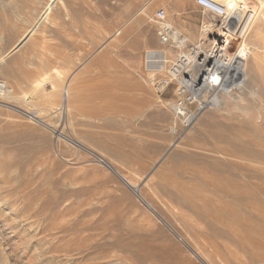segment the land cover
Wrapping results in <instances>:
<instances>
[{"label": "rangeland", "instance_id": "374dc122", "mask_svg": "<svg viewBox=\"0 0 264 264\" xmlns=\"http://www.w3.org/2000/svg\"><path fill=\"white\" fill-rule=\"evenodd\" d=\"M49 1L0 0L13 94L0 100V264H264V131L239 126L264 94L252 62H264V6L245 0L257 20L230 31L228 52L251 51L225 113L181 130L176 85H158L165 70L149 74L145 54L173 61L211 41L201 24L217 34L218 17L195 0H60L15 48ZM158 9L187 38L180 50L159 43Z\"/></svg>", "mask_w": 264, "mask_h": 264}, {"label": "built area", "instance_id": "2783aa9c", "mask_svg": "<svg viewBox=\"0 0 264 264\" xmlns=\"http://www.w3.org/2000/svg\"><path fill=\"white\" fill-rule=\"evenodd\" d=\"M195 3L201 7L205 12L211 13L220 19L217 34L220 38H213V41H205L203 39L189 47L186 52V56L179 55L169 62L165 69L166 78L160 81L158 85L164 87L171 83H175V103L174 111L180 118L178 126L181 130H187L191 128L194 119L202 111H205V106L202 105L204 99L210 100L212 96L200 90L204 84L219 85L225 80L224 73L231 72L230 68H227L229 63L228 56L235 52H228L227 47L232 35L228 23V9L213 0H195ZM240 10H244L243 6L238 7ZM154 20L157 22L156 35L161 45H167L170 42V34L172 28L165 22V11L158 9L155 12ZM212 26L207 23L201 24V30L208 36V32ZM227 38V41H226ZM215 50H219L222 54L216 55ZM216 55V56H215ZM183 61H187V64H183ZM12 94V90L0 81V100L6 95Z\"/></svg>", "mask_w": 264, "mask_h": 264}, {"label": "bare ground", "instance_id": "6f19581e", "mask_svg": "<svg viewBox=\"0 0 264 264\" xmlns=\"http://www.w3.org/2000/svg\"><path fill=\"white\" fill-rule=\"evenodd\" d=\"M57 1L60 0H50L46 6L44 7V9L42 10V12L39 14V17L37 19V21H35V23L32 25L31 29L28 30L23 36L22 38L19 40L18 44L16 45L15 48H18L20 45L24 44L26 41H28V39L30 38V36L34 33L35 29L37 28V26L40 24V22L45 19L48 15V13L51 11V9L54 7L55 3ZM215 2H218L222 5H224L227 9H228V23H227V27L229 28L230 31H232V27L233 24H237V26L239 24H242L240 32H244V30H247V28H249L248 22H255V20H257V15L256 12L253 10H251L250 12H248V14H244V12L242 10H240L238 7L239 6H243V8H246V1L245 0H213ZM261 7L264 6V0H257ZM257 3V2H256ZM263 9V8H262ZM257 11V10H256ZM262 13V12H261ZM257 22V21H256ZM167 23V22H166ZM168 24V23H167ZM170 25V24H169ZM171 26V25H170ZM172 28V33L170 34V42L168 44H171V51H173L174 48H179L183 47L187 44V38H185L184 36H182L180 33H178L175 29ZM235 28V27H234ZM219 33L220 35V31L217 32V34ZM217 34H212L209 33L208 37H210L209 39L211 41H213L212 39L214 37H217V39H219L220 37L217 36ZM227 41V38H226ZM244 42V40L242 41ZM167 44V45H168ZM245 44V43H244ZM164 45V46H167ZM170 45V46H171ZM174 47V48H173ZM173 48V49H172ZM170 49V48H168ZM251 49V48H250ZM244 47V45L241 43V47L239 49H237L236 53L232 54V55H227L229 58V63L226 67L231 69V72L228 74L227 72L224 73V77L225 80L223 83H220L219 85H208V84H204L201 86L200 90H202L203 92L210 94L212 96V98L210 100L204 99V102L202 105L205 106V111L208 109H211L212 111L218 112V113H225L224 112V108L226 107L225 105L229 102L230 98L227 97H233L234 95V90L236 88H238L241 84V79H242V73L240 74L241 71V67L245 64V62L248 59V56H250V51ZM178 50V51H179ZM176 51V49H175ZM181 51H179L180 53ZM183 52V51H182ZM216 53V55L218 54H222L219 50H215L214 51ZM168 52L165 50H149L146 52V69L149 71V74L152 71L157 70L158 72L160 71H164L166 69L167 64L169 63V61L167 60L166 54ZM256 53V52H254ZM177 55V54H175ZM179 55H183L186 56V52L184 53H180ZM215 55V56H216ZM6 57V56H5ZM253 57V55H252ZM253 64L255 65V67L257 68V70L259 68H261L262 66H264V62L262 61V58L260 57V55L258 53H256L254 60L252 61ZM183 64H187V61H183ZM55 75H60L59 72L57 70L54 71ZM60 79V78H59ZM262 83V82H261ZM6 84V83H4ZM11 89V88H10ZM12 90V89H11ZM245 90L247 91L248 89L245 88ZM163 91V90H162ZM250 91V89H249ZM255 91V90H254ZM253 92V91H252ZM251 92V93H252ZM237 94V93H236ZM242 94V93H241ZM244 94V93H243ZM248 94V93H247ZM13 94H9L6 95L3 99H5L6 101H8L7 99H9L8 97H11ZM249 95V94H248ZM247 95V96H248ZM251 95V94H250ZM70 88L68 86L65 87L64 93L62 95V104L65 106H68L69 102H70ZM220 96V97H219ZM238 96V95H235ZM254 96V102L256 103L257 108H253L256 109L255 113L253 112V110H241L242 112H248L249 115L248 118L245 119V121L241 122V124H239V126L243 127L245 130L248 131H253V132H262L264 131V94L262 95V97H259L256 93H253ZM244 97V96H243ZM239 98V97H238ZM241 98V97H240ZM235 99V98H234ZM251 99V98H250ZM241 100V99H240ZM239 100V101H240ZM24 101V99L22 100ZM232 101H235L232 99ZM237 101V100H236ZM252 101V100H251ZM1 103V102H0ZM236 103V102H235ZM242 103V102H241ZM244 103V102H243ZM5 104V103H4ZM9 104V103H8ZM7 104V105H8ZM170 105V110H172L177 118L180 121L179 116L177 115V113L174 111V107L177 106V103H175V101L169 103ZM6 105V104H5ZM9 106V105H8ZM12 109H14L15 111H20L22 113H24V110L21 109L20 107H15L13 105H10ZM9 106V107H10ZM161 106V105H160ZM213 107V108H211ZM236 108V107H235ZM68 109V108H67ZM232 109V108H231ZM230 112L233 111V109ZM238 108H236L237 110ZM23 110V111H22ZM239 110V109H238ZM237 110V111H238ZM56 111V110H55ZM250 111V112H249ZM66 112V111H65ZM68 112V111H67ZM204 111H202L200 113V115L203 113ZM228 112V113H230ZM28 113V112H27ZM29 114V113H28ZM39 114V113H38ZM243 114V113H242ZM26 115V114H25ZM197 116L196 119H194V123L195 121L199 118V116ZM247 115L245 117H247ZM35 116V115H34ZM240 116V115H239ZM36 118V117H33ZM41 118V116H40ZM44 119V118H43ZM240 119V118H239ZM259 121V122H257ZM40 123L44 124L45 126H48V124L45 122V120L40 119L39 120ZM193 123V124H194ZM59 132V131H58ZM60 134V133H59ZM58 134V135H59ZM61 137V136H60ZM259 138V137H258ZM75 144H79L77 143V141L75 142ZM111 171H113L114 173H116V175L120 178V180L126 184L130 189L134 190L135 192L138 193L136 186L130 181L128 180L126 177H124L121 173H119L116 169L112 168L111 166L108 167ZM134 192V193H135ZM139 195V194H138ZM140 198V197H139ZM142 201L144 202V204L146 205V207L150 208L152 211H154L152 209V207L142 198Z\"/></svg>", "mask_w": 264, "mask_h": 264}]
</instances>
